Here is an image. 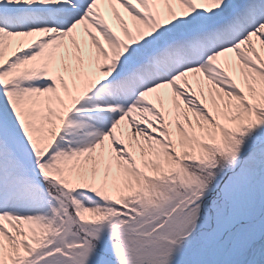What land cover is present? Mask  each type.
I'll return each mask as SVG.
<instances>
[{"label": "snow or ice", "instance_id": "6c2138e0", "mask_svg": "<svg viewBox=\"0 0 264 264\" xmlns=\"http://www.w3.org/2000/svg\"><path fill=\"white\" fill-rule=\"evenodd\" d=\"M0 264H264V0H0Z\"/></svg>", "mask_w": 264, "mask_h": 264}]
</instances>
